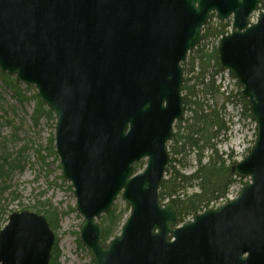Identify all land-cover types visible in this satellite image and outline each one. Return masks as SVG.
<instances>
[{"label":"water","instance_id":"95a60500","mask_svg":"<svg viewBox=\"0 0 264 264\" xmlns=\"http://www.w3.org/2000/svg\"><path fill=\"white\" fill-rule=\"evenodd\" d=\"M213 13L233 21L217 62L243 87L257 126L232 168L250 182L178 226L159 191L183 117L182 64ZM0 71L34 86L55 115L56 153L95 264H264L263 0H0ZM119 196L131 212L103 244L99 221ZM55 240L44 216L15 212L0 231V264H50Z\"/></svg>","mask_w":264,"mask_h":264},{"label":"trees","instance_id":"16d2710c","mask_svg":"<svg viewBox=\"0 0 264 264\" xmlns=\"http://www.w3.org/2000/svg\"><path fill=\"white\" fill-rule=\"evenodd\" d=\"M230 27L231 22H220L216 20L215 14H212L203 30L204 42L191 51L187 60L182 64L184 71L182 88L184 117L175 125L169 143L170 160L166 169V178L163 180L159 192L162 203L169 201L176 206L179 224H183L194 215L215 206L220 199L226 197L235 179L232 167L236 162L232 161V155L220 154L218 150L222 139L230 129L225 115L232 96L221 93L215 79L220 73L217 62V45L211 48L207 47L210 39L219 40L228 33ZM1 83L0 90L3 89L4 92L10 93L14 102L10 105V109L17 116L20 112L28 115L27 105L32 102L35 103L28 121L30 128L40 129L43 120L56 123L53 112L43 104L33 87L24 86L15 78L0 72ZM238 99L243 103L246 112H250L247 101L242 97H238ZM2 100H4V96L0 91V104ZM186 113L189 114L187 118H185ZM2 119L4 117H0V201L4 199L10 189L8 183L11 177L25 168V163L20 157L23 155L22 151H19L16 156L8 151L5 137L2 134L4 127ZM24 123L20 122L17 126L11 122L16 131L23 129ZM44 151L47 153L46 157L41 154L43 149L38 151L43 160H47L49 156H57L53 136L49 139L48 147ZM192 155H194L195 170L191 174H185L183 170L186 169ZM144 165V162L136 164L135 171L142 170ZM190 189H197V191L189 193ZM34 210L32 208L28 211L46 217L50 228L57 236L59 228H61V219L67 213L60 212L50 202L41 203L35 206ZM127 210L130 208L127 207ZM115 212L116 208L114 207L101 220L104 230V244L116 236L118 231L120 233L122 227L120 224L123 219L121 216H117ZM7 222L5 221V223ZM2 223L3 219L0 216V230L4 225ZM78 235L79 233H77ZM77 241L78 247L83 249L84 246L80 237ZM59 257L58 238H56L50 264H60L58 262ZM92 264H95L93 260Z\"/></svg>","mask_w":264,"mask_h":264},{"label":"rangeland","instance_id":"374dc122","mask_svg":"<svg viewBox=\"0 0 264 264\" xmlns=\"http://www.w3.org/2000/svg\"><path fill=\"white\" fill-rule=\"evenodd\" d=\"M254 18L256 19V16ZM218 42L217 39H210L207 47L211 48L214 45H218ZM228 81L229 79H227V82L223 80L220 85V79L217 80V85L221 86V93L227 92L226 87H228L229 91L233 89L237 91V88L234 87L235 83L231 81L232 85H230ZM0 91L4 96V100L0 104V117H4L2 119L4 124L2 134L5 137L8 151L13 156L22 151L23 155L20 157L25 163L24 170L15 173L11 177L8 183L10 189L4 199L0 201V216H2V224H4L2 227H5V221H8L11 214L32 208L35 211V206L50 202L60 212L67 213L61 219V228H59L56 236L58 238V251L60 253L58 262L60 264H92V257L88 250L85 247L83 249L78 247L77 239L80 236H77V233L80 231L83 217L75 211L76 197L74 189L71 187L70 182L62 178V168L59 158L57 156H49L47 160H43L38 154V151L43 149L42 156H47L44 150L48 147L49 139L55 136V122L51 123L43 120L40 129L30 128L28 121L34 110L35 103L32 102L30 105H27L26 111L28 115L20 112L17 116L10 109V105L14 103L10 93L4 92L3 89ZM232 108L231 102L227 105L225 115L230 129L222 139L218 150L220 154L232 155V161L238 163L245 159L254 145L256 139L255 127L248 122V119H246L245 124L238 125L236 120L232 118V110H235ZM5 111L7 112L6 114ZM188 116L189 114L186 113L185 118ZM11 122H14L17 126H19L20 122L25 123L23 129L16 131ZM194 170L195 160L194 155H192L183 172L191 174ZM246 182L248 180L235 178L226 195L227 199L238 195ZM194 191H197V189H190L189 193H193ZM114 207L116 208L115 214L121 216L124 223L130 214V210H127L128 206L121 196L116 201ZM188 221L190 222L191 218ZM122 222L120 225H123ZM118 233L119 231L116 233V236Z\"/></svg>","mask_w":264,"mask_h":264}]
</instances>
